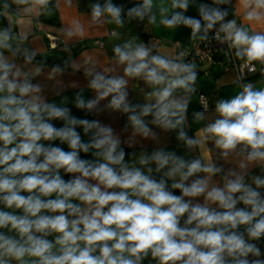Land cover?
Returning a JSON list of instances; mask_svg holds the SVG:
<instances>
[{"label": "clouds", "instance_id": "clouds-1", "mask_svg": "<svg viewBox=\"0 0 264 264\" xmlns=\"http://www.w3.org/2000/svg\"><path fill=\"white\" fill-rule=\"evenodd\" d=\"M12 2L41 12L50 5ZM230 3L137 0L125 9L104 0L90 7L94 24L147 20L188 28L201 42L214 32L212 39L227 44L251 71L259 65L264 77V0H238L240 25L220 7ZM193 5L198 19L186 15ZM3 8L7 12L10 5ZM83 31L76 22L66 34ZM26 39L0 28V264H264V84L238 81L234 95L216 101L215 117L189 136L196 65L185 62L183 52L152 54L150 46L127 40L112 49L123 75L89 63L83 75L95 96L86 100L81 90L74 97L79 110L102 111L101 101L108 99L104 108L126 114L132 132L122 140L111 126L77 118L65 102L46 95L48 85L38 79L45 64L24 46ZM65 70L56 65L46 74L56 95ZM130 79L150 89L143 104L129 100ZM207 119L205 111L193 113L196 122ZM150 125L175 132L185 149L202 154L186 158L160 147L126 160L124 144L134 146L137 137L158 139ZM56 141L68 150L54 146ZM208 142L225 160L239 157L237 166H218ZM61 171L71 178L65 180Z\"/></svg>", "mask_w": 264, "mask_h": 264}, {"label": "crops", "instance_id": "crops-1", "mask_svg": "<svg viewBox=\"0 0 264 264\" xmlns=\"http://www.w3.org/2000/svg\"><path fill=\"white\" fill-rule=\"evenodd\" d=\"M104 0H53L54 14L48 17L44 15L47 11L41 12L32 9L26 5H17L12 0H0V28L10 27L14 34H24L27 39L24 46L34 50L37 54H44L51 61L43 62L45 64V74L38 78L42 83L48 85L46 95L56 103L65 102L71 109L72 115L81 119L98 120L102 124L109 125L113 128L122 140H127L131 135L132 129L129 125L127 115L119 111L104 108L108 99L101 101L102 111L87 112L75 107L74 97L77 92L83 90V96L92 99L95 93L88 89L87 78L83 75V68L89 63L95 64L99 70L113 68L117 74L123 75L122 68L115 65L113 47L122 44L127 40L135 39L138 43H144L152 48V54H160L175 57L177 48L185 52L192 50L194 43L198 40L191 38V30L185 27H178L174 30L164 28L158 23L155 25L148 24L147 20L128 21L125 19L123 26H117L115 23L106 22L104 24H94L91 20V5ZM137 0H113V3L122 5L128 9L136 3ZM167 3L168 0H165ZM8 3L10 8L5 12L3 4ZM198 3L211 4L212 0H197ZM233 6L234 18L237 23L242 24V12L239 10L238 0H231ZM186 15L199 18L197 6H190ZM76 22L83 26L84 31L72 37H68L66 30L72 27ZM51 38H55L57 44H52ZM66 62L61 65V62ZM22 62V61H21ZM59 63V64H58ZM66 66L62 77L57 79L62 82V91L56 95L52 90L54 81H49L46 74L53 66ZM196 65V64H195ZM197 81L196 91L191 95L188 107V126L189 136H193L196 131L204 127L206 123L215 117V103L219 99H227L235 94L238 90V78L233 69L223 70L218 65L207 63L197 64ZM79 69V70H77ZM252 83L257 87L264 84V77L261 76L260 66L258 72L252 78ZM129 100L133 103L143 104L147 99V93L150 91L145 83L140 79H130L128 84ZM199 93L206 94L210 99V108L206 111L207 120L196 122L193 120V113L201 111ZM110 99V98H109ZM148 120L151 117L146 118ZM55 126H62L61 121H53ZM158 134L157 140L136 138V143L132 147L124 144L126 157L135 153L138 156L142 151L151 152L156 148L164 147L168 150H174L186 158H196L202 153L196 150L188 151L176 140L175 132H165L160 128L150 125ZM82 139L87 141L89 136L84 135L82 129L78 128ZM47 144L48 142H44ZM54 146H60L66 151L67 145H60L59 141L53 142ZM208 154L217 163L218 166L228 169L236 167L239 157L233 156L227 160L219 156L218 150L215 149L211 142L206 145ZM82 158H91L90 154L81 153ZM61 174H64L61 171ZM253 174H259V169H253ZM69 179L71 174H67ZM157 178H158V174ZM65 180H68L65 178ZM219 181L220 177H214ZM26 194V193H25ZM174 194L179 195V190H174ZM202 201V198H199ZM242 206V205H238ZM2 207V206H0ZM260 246L264 248V240L260 241ZM145 264H149L145 261ZM155 264V262H151Z\"/></svg>", "mask_w": 264, "mask_h": 264}, {"label": "built area", "instance_id": "built-area-1", "mask_svg": "<svg viewBox=\"0 0 264 264\" xmlns=\"http://www.w3.org/2000/svg\"><path fill=\"white\" fill-rule=\"evenodd\" d=\"M226 19H235L234 17ZM239 25V24H238ZM214 32H210L209 41H197L191 51L185 52L181 48H177V55L181 52L184 53L183 59L185 62L193 64H211L218 65L223 70L233 69L236 74L239 83L251 82L252 78L258 72V65L255 71L250 70V66L244 65L243 61L237 59L231 50L228 49L227 44L220 43L215 39H212ZM52 44H57L55 38H51ZM201 111H208L210 108V99L206 94L199 93Z\"/></svg>", "mask_w": 264, "mask_h": 264}, {"label": "trees", "instance_id": "trees-1", "mask_svg": "<svg viewBox=\"0 0 264 264\" xmlns=\"http://www.w3.org/2000/svg\"><path fill=\"white\" fill-rule=\"evenodd\" d=\"M220 7H222V8H227V10H228V12H229V15L226 17V18H231V17H233L234 16V13H233V6H232V3H230V4H228V5H221ZM54 14V7H53V0H50V5H49V7H48V9H47V12L44 14V15H47L48 17H50L51 15H53ZM36 61H43V62H49V61H51L50 59H49V57H47L46 55H44V54H37V56H36ZM59 64V63H58ZM65 65L66 64V62L64 61V62H61V65ZM62 175V177L65 179H69V176L67 175V174H61Z\"/></svg>", "mask_w": 264, "mask_h": 264}]
</instances>
